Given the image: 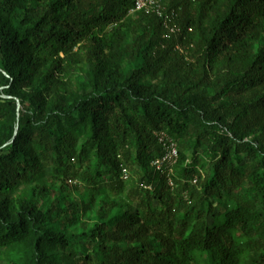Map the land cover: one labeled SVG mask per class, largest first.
<instances>
[{"label":"trees","instance_id":"16d2710c","mask_svg":"<svg viewBox=\"0 0 264 264\" xmlns=\"http://www.w3.org/2000/svg\"><path fill=\"white\" fill-rule=\"evenodd\" d=\"M160 4L0 0V264H264V0Z\"/></svg>","mask_w":264,"mask_h":264},{"label":"built area","instance_id":"2783aa9c","mask_svg":"<svg viewBox=\"0 0 264 264\" xmlns=\"http://www.w3.org/2000/svg\"><path fill=\"white\" fill-rule=\"evenodd\" d=\"M135 4V9L140 10L144 9L146 11H153L158 15H162V7L160 4V0H133ZM158 137L160 141H163L165 138V134L163 132L158 133ZM166 152L161 160H156L153 162L157 166V163L161 162H166L167 160L173 161V159L176 156V149L174 142L171 140L166 141L165 145Z\"/></svg>","mask_w":264,"mask_h":264},{"label":"rangeland","instance_id":"374dc122","mask_svg":"<svg viewBox=\"0 0 264 264\" xmlns=\"http://www.w3.org/2000/svg\"><path fill=\"white\" fill-rule=\"evenodd\" d=\"M170 162H171V160H170V159H169V160H167V161L165 162V163H166L165 165H169V164H170ZM161 165H162V163H161V162H159V163H157V166H156V167H157V168H158V167H161ZM74 195H76V194H74Z\"/></svg>","mask_w":264,"mask_h":264},{"label":"water","instance_id":"95a60500","mask_svg":"<svg viewBox=\"0 0 264 264\" xmlns=\"http://www.w3.org/2000/svg\"><path fill=\"white\" fill-rule=\"evenodd\" d=\"M17 105H19V104L17 103Z\"/></svg>","mask_w":264,"mask_h":264}]
</instances>
